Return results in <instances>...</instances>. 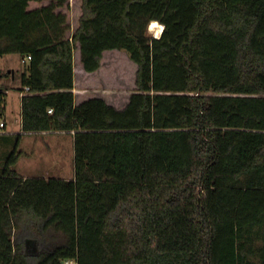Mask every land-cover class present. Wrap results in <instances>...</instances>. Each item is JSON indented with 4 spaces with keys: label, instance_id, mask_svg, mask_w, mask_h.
<instances>
[{
    "label": "trees",
    "instance_id": "1",
    "mask_svg": "<svg viewBox=\"0 0 264 264\" xmlns=\"http://www.w3.org/2000/svg\"><path fill=\"white\" fill-rule=\"evenodd\" d=\"M77 50L136 66L122 108L76 103ZM8 55L0 119L13 89L23 133L72 132L74 176L24 179L13 135L0 264H264V0H0Z\"/></svg>",
    "mask_w": 264,
    "mask_h": 264
},
{
    "label": "rangeland",
    "instance_id": "2",
    "mask_svg": "<svg viewBox=\"0 0 264 264\" xmlns=\"http://www.w3.org/2000/svg\"><path fill=\"white\" fill-rule=\"evenodd\" d=\"M151 24V23H150ZM150 24L148 32L152 38L156 36L150 32ZM157 38V37H156ZM7 59L0 60V72L4 74L9 68L11 72L21 68L18 58L11 59L10 63ZM6 61V62H5ZM73 62L75 66V81L73 94L76 103H80L86 99L101 97L106 100L109 105L117 109L122 108L128 101L131 94L135 93V72L136 66L121 51H109L103 54L101 67L92 74L85 73L79 63V52H74ZM1 78V77H0ZM3 79V78H2ZM0 82L5 83L0 79ZM12 88L17 86L16 81H7ZM20 102L19 94L13 89L7 91L4 120L6 121L7 133L19 134L20 127ZM5 130V129H4ZM0 131V136H3ZM14 136L0 137V160L4 159L13 150ZM18 150L21 152L14 170L21 176L31 177L32 173L37 177L48 179H67L73 177V142L72 137L63 135L47 136L35 139L32 136H23ZM61 161V168H52L50 161ZM46 164L50 168L47 170ZM30 165L33 171H30ZM32 170V169H31ZM28 254L37 253V248L30 242H27Z\"/></svg>",
    "mask_w": 264,
    "mask_h": 264
},
{
    "label": "crops",
    "instance_id": "3",
    "mask_svg": "<svg viewBox=\"0 0 264 264\" xmlns=\"http://www.w3.org/2000/svg\"><path fill=\"white\" fill-rule=\"evenodd\" d=\"M76 52V51H75ZM14 58H18L16 55H8V56H5V57H3V58H0V60H3V59H7L6 61L8 62V63H10L11 61V59H14ZM5 61V62H6ZM19 61V60H18ZM13 69H11V68H9L7 71L8 72H11ZM73 71H74V81H75V76H76V74H75V66H74V69H73ZM72 92H73V90H72ZM6 97H7V92H6ZM20 97H21V95L19 94V102H20ZM5 104H6V99H5ZM19 107H20V105H19ZM4 111H5V106H4ZM3 116H4V112H3V115H2V117H1V119L0 120H2V121H4V123H5V130L3 131L4 132V134H1V135H3V137L4 136H13L14 135V133H7V131H6V128H7V124H6V121L4 120V118H3ZM15 135H17V134H15ZM18 135H21V138H20V142H19V145H18V148H19V146H20V143H21V141H22V137L23 136H32V137H34L35 139H39V138H43V137H49V136H57V135H59V136H63V135H67V136H70V137H72V135H73V133L71 132V133H58V132H52V133H40V134H32V133H23V132H21V133H19ZM72 142H73V138H72ZM19 151V150H18ZM20 152V151H19ZM50 163H51V165H52V167H51V169L54 167V168H56V169H58V168H61L62 166H63V164H62V162L61 161H57L56 162V160L55 161H50ZM45 168H47V170H50V168L48 167V165L46 164V167ZM53 168V169H54ZM32 169V170H31ZM30 171H33V167L30 165ZM73 176H74V167H73ZM22 177L25 179V178H28L26 175H22ZM31 177H37V174H35V173H32V176ZM73 178V177H72ZM64 180H67V179H64Z\"/></svg>",
    "mask_w": 264,
    "mask_h": 264
},
{
    "label": "built area",
    "instance_id": "4",
    "mask_svg": "<svg viewBox=\"0 0 264 264\" xmlns=\"http://www.w3.org/2000/svg\"><path fill=\"white\" fill-rule=\"evenodd\" d=\"M29 60H30V57L28 56V57L22 59L20 61V63L24 64V63L28 62ZM24 91L27 92L28 88H24ZM48 113H51V111L49 110ZM4 129H5V123H4V121L0 120V131H4ZM62 264H77V260L75 258L67 259V260H64L62 262Z\"/></svg>",
    "mask_w": 264,
    "mask_h": 264
},
{
    "label": "bare ground",
    "instance_id": "5",
    "mask_svg": "<svg viewBox=\"0 0 264 264\" xmlns=\"http://www.w3.org/2000/svg\"><path fill=\"white\" fill-rule=\"evenodd\" d=\"M162 29H163V26L160 25L159 23L151 22V24H150V32L153 33L157 38L159 37V34H160Z\"/></svg>",
    "mask_w": 264,
    "mask_h": 264
},
{
    "label": "water",
    "instance_id": "6",
    "mask_svg": "<svg viewBox=\"0 0 264 264\" xmlns=\"http://www.w3.org/2000/svg\"><path fill=\"white\" fill-rule=\"evenodd\" d=\"M148 33H149V32H148ZM161 33H162V30H161V32H160V34H159V37H160ZM154 39H155V38H154Z\"/></svg>",
    "mask_w": 264,
    "mask_h": 264
}]
</instances>
